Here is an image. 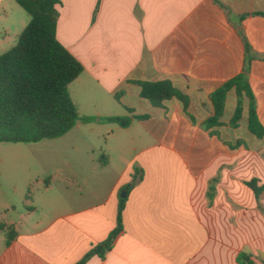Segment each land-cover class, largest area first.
<instances>
[{
  "label": "crops",
  "instance_id": "0c3cea01",
  "mask_svg": "<svg viewBox=\"0 0 264 264\" xmlns=\"http://www.w3.org/2000/svg\"><path fill=\"white\" fill-rule=\"evenodd\" d=\"M61 1L57 37L85 68L69 85L80 114L130 117L126 132L141 125L148 141L119 169L112 153L91 167L98 186L89 201L65 198L52 183L27 197L33 205L24 211L0 199V264H77L117 227L136 167L144 177L126 191L123 231L104 260L86 264H241L243 252L264 264V192L257 199L246 184H264V137L249 130V99L232 127L239 96L231 89L223 124L206 125L215 113L211 94L240 74L264 124V0ZM29 22L17 0H0V55ZM138 81H170L188 97L187 109L176 97L155 106ZM107 105L116 111H103ZM175 124L184 150L164 140L180 137Z\"/></svg>",
  "mask_w": 264,
  "mask_h": 264
},
{
  "label": "trees",
  "instance_id": "16d2710c",
  "mask_svg": "<svg viewBox=\"0 0 264 264\" xmlns=\"http://www.w3.org/2000/svg\"><path fill=\"white\" fill-rule=\"evenodd\" d=\"M31 16V20L20 34L17 44L0 55V142L38 143L47 139H58L75 128L78 121L92 122V118L81 116L78 106L69 91V85L84 71V65L57 37L60 17L58 5L61 0H17ZM142 97L155 106L165 100L180 99L187 109L189 99L177 90L170 81H138ZM235 88L239 102L231 120L237 127L243 117L244 99H249V130L259 138L264 137L255 94L244 74L226 82L211 94L214 115L206 122L208 127L220 126L225 113L228 94ZM145 119L147 116H136ZM106 121L127 128L130 117H107ZM144 177L143 170L135 168L133 181L125 188L129 193ZM246 184L257 199L264 192V184L258 178ZM127 197H121L117 227L104 242L96 245L77 264H86L93 256L105 259L113 248L115 239L123 231V211ZM12 240L8 234L7 242ZM241 264H256L252 255L241 253Z\"/></svg>",
  "mask_w": 264,
  "mask_h": 264
},
{
  "label": "rangeland",
  "instance_id": "374dc122",
  "mask_svg": "<svg viewBox=\"0 0 264 264\" xmlns=\"http://www.w3.org/2000/svg\"><path fill=\"white\" fill-rule=\"evenodd\" d=\"M23 12L30 21L31 16L24 8ZM17 42L18 38L14 45ZM102 109L107 113L116 111L112 110L111 105L104 106ZM83 111L93 113L95 108L83 107ZM92 115H94L90 117L92 122L77 123L73 130L58 139H47L38 143L0 142V185L3 187L0 193L1 202L5 201L8 205L13 202L19 210L24 211L26 203L33 205L30 199L32 195L40 192L39 187H44L46 183H52L51 190L61 191L65 198L76 197L81 201H89L93 196L92 192L98 186L94 184L96 179H91V167L98 168L97 163H104L103 159L112 153L114 168L119 169L123 164V159L131 157L135 145L139 147L146 145L148 137L143 126L137 125L127 133L119 124L111 123L103 118L99 121V116ZM173 130L179 131L180 137H168L164 140L175 143L184 150L182 125L175 124ZM112 132L115 135L111 136ZM123 142H128L129 145L126 152L119 155L116 149L122 146ZM38 178L39 183L36 182ZM78 183L81 186H78ZM15 186L20 190L17 193L12 190ZM29 196L30 198L26 200ZM65 209L68 208L57 207L54 210L59 212ZM12 211L13 208L10 206V212ZM0 216L4 219V214ZM5 233L8 236L9 230L6 229Z\"/></svg>",
  "mask_w": 264,
  "mask_h": 264
},
{
  "label": "water",
  "instance_id": "95a60500",
  "mask_svg": "<svg viewBox=\"0 0 264 264\" xmlns=\"http://www.w3.org/2000/svg\"><path fill=\"white\" fill-rule=\"evenodd\" d=\"M81 121H78V123H80ZM126 195H127V192L126 191H124V193L122 194V197H126Z\"/></svg>",
  "mask_w": 264,
  "mask_h": 264
}]
</instances>
